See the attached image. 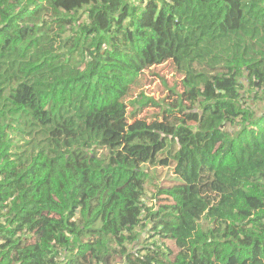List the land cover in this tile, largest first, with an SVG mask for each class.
Returning <instances> with one entry per match:
<instances>
[{"label": "trees", "instance_id": "16d2710c", "mask_svg": "<svg viewBox=\"0 0 264 264\" xmlns=\"http://www.w3.org/2000/svg\"><path fill=\"white\" fill-rule=\"evenodd\" d=\"M0 264H264V0H0Z\"/></svg>", "mask_w": 264, "mask_h": 264}, {"label": "rangeland", "instance_id": "374dc122", "mask_svg": "<svg viewBox=\"0 0 264 264\" xmlns=\"http://www.w3.org/2000/svg\"><path fill=\"white\" fill-rule=\"evenodd\" d=\"M173 63L169 59L163 64L145 70L138 78L137 91L133 98L139 101L143 99L146 102V106L139 109L140 118H146L148 122L159 120L171 129L177 124L187 123L177 104L178 98L184 91L183 78L174 71ZM149 175L144 203L156 211V207L160 204L171 202L168 196H158V190H168L178 185V181L172 167H150Z\"/></svg>", "mask_w": 264, "mask_h": 264}]
</instances>
